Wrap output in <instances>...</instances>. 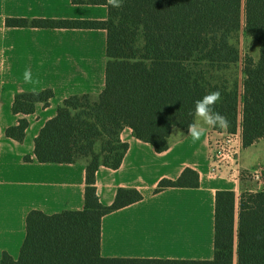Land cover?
Here are the masks:
<instances>
[{
	"label": "crops",
	"instance_id": "crops-1",
	"mask_svg": "<svg viewBox=\"0 0 264 264\" xmlns=\"http://www.w3.org/2000/svg\"><path fill=\"white\" fill-rule=\"evenodd\" d=\"M114 14L107 0H0V264H109L113 257L124 264H218L219 192H235L237 224L236 188L260 189L230 180L226 168L211 172V128L193 142L188 126L126 124L120 136L128 148L114 169L92 161L110 153V122L55 119L59 106L74 111L104 98L112 104L113 31L8 26L5 19L111 20ZM139 30L130 39L129 105L155 106L132 100L137 90H161L152 36L145 32L157 30ZM167 127L184 129L168 141ZM40 155L74 160L41 161ZM121 186L139 189L143 198L103 215L99 226L27 223L33 209L101 211Z\"/></svg>",
	"mask_w": 264,
	"mask_h": 264
},
{
	"label": "trees",
	"instance_id": "trees-1",
	"mask_svg": "<svg viewBox=\"0 0 264 264\" xmlns=\"http://www.w3.org/2000/svg\"><path fill=\"white\" fill-rule=\"evenodd\" d=\"M243 0H224V22L220 25L224 34L223 60L225 71L232 72V79L226 75L223 83L221 107L217 110L225 114L230 124L226 131L235 133L239 129V65L240 60V30ZM248 26L256 25L264 28V0H247ZM130 1L124 0L121 8H115L111 20L98 19H52L7 17L8 26L60 27V28H92L114 30L113 43V78L112 104L90 105L76 107L75 112L68 107L59 106L56 120L85 121L93 119L112 124L111 147L108 156L94 157L96 164L104 163L116 169L119 168L128 145L121 139V131L126 124L182 125L188 126L194 117L189 115L194 109L182 107L132 106L129 105V78L131 50L130 43ZM253 21V22H252ZM147 28L166 29L162 23L146 25ZM252 36V35H251ZM264 60V30L261 41L253 36ZM232 70V71H231ZM254 125V126H252ZM262 129V130H261ZM264 125L246 124L242 134L244 147L255 144L264 134ZM41 161L72 162L68 155H40ZM248 170L243 171L244 179H251ZM143 194L135 187L121 186L117 189L112 203L103 206L101 211L64 210L48 214L42 210L33 209L27 215L29 224L57 225H93L99 226L103 215L140 201ZM218 230H217V263H235V216L236 194L231 189H223L218 195ZM239 248L238 264H264V188L259 190L243 189L240 196L239 209ZM257 240L260 246L253 251L251 241ZM260 240L262 242H260ZM109 264H124V259L113 257Z\"/></svg>",
	"mask_w": 264,
	"mask_h": 264
},
{
	"label": "rangeland",
	"instance_id": "rangeland-1",
	"mask_svg": "<svg viewBox=\"0 0 264 264\" xmlns=\"http://www.w3.org/2000/svg\"><path fill=\"white\" fill-rule=\"evenodd\" d=\"M130 21L129 30L135 29L144 32L146 25L162 23L166 29H155L157 32L145 31L152 37L151 49L157 55L159 77L161 83L155 85L160 91L137 90L132 95L136 102H153L161 106L163 102L176 107L195 109V101L201 99L211 91L220 90L223 97V83L226 75L232 79V72L225 71L223 60L224 34L220 25L224 22V0H129ZM247 0H243L240 30V60L239 65V127L243 134L246 124L264 125V60L261 59L259 45L253 40L256 36L260 41L264 28L248 26ZM253 22V21H252ZM144 30V31H142ZM152 33V34H151ZM114 34V30H113ZM252 35V36H251ZM142 36V33H141ZM138 39L134 38L135 49ZM137 70V67H136ZM138 70L137 75H141ZM232 71V70H231ZM110 80V86L112 84ZM139 86V85H136ZM112 87V86H111ZM108 92V91H107ZM107 92L105 94H107ZM149 98V99H147ZM110 98H104L99 105H104ZM157 99V100H155ZM146 100V101H145ZM144 101V102H143ZM222 99L216 105V110L221 107ZM82 107V106H80ZM79 109H74L73 112ZM254 126V125H252ZM169 137L173 140L183 133L184 127H167ZM176 128V129H171ZM214 132L225 128H211ZM262 130V129H261ZM157 131L144 129V135L152 138L157 136ZM264 134V133H263ZM264 135L257 141L259 142ZM256 142V143H257ZM255 143V144H256ZM252 145L247 150L242 148L240 154L242 164H254L253 168H245L252 174L253 180L240 179L243 186L249 188H264V141L258 146ZM259 172V177L255 172ZM244 187V188H246ZM240 188V189H239ZM236 188L237 197L241 195L243 187ZM240 209V203H239ZM239 216V215H238ZM238 220V219H237ZM236 224V221H235ZM239 229L236 224V253L235 263H239ZM260 242H262L260 240ZM255 240L251 241V249L255 251L260 245Z\"/></svg>",
	"mask_w": 264,
	"mask_h": 264
},
{
	"label": "built area",
	"instance_id": "built-area-1",
	"mask_svg": "<svg viewBox=\"0 0 264 264\" xmlns=\"http://www.w3.org/2000/svg\"><path fill=\"white\" fill-rule=\"evenodd\" d=\"M243 142L239 131L230 133L226 130H219V133L210 131V156L211 172L223 174L227 169V177L238 182L242 179L244 166L242 164L241 150ZM259 177V172H255Z\"/></svg>",
	"mask_w": 264,
	"mask_h": 264
},
{
	"label": "clouds",
	"instance_id": "clouds-1",
	"mask_svg": "<svg viewBox=\"0 0 264 264\" xmlns=\"http://www.w3.org/2000/svg\"><path fill=\"white\" fill-rule=\"evenodd\" d=\"M124 0H107V4L113 8H121ZM31 71L24 73L25 82L31 81ZM222 99L220 90L208 92L201 99L195 101L194 112L189 115L194 117L193 121L188 124V133L193 140L199 141L208 128H227L230 124L228 117L216 110V105Z\"/></svg>",
	"mask_w": 264,
	"mask_h": 264
}]
</instances>
